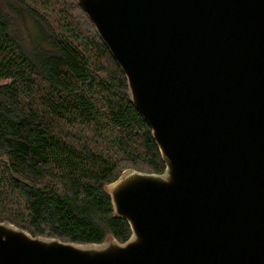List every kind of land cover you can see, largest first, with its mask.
I'll use <instances>...</instances> for the list:
<instances>
[{
  "label": "water",
  "instance_id": "95a60500",
  "mask_svg": "<svg viewBox=\"0 0 264 264\" xmlns=\"http://www.w3.org/2000/svg\"><path fill=\"white\" fill-rule=\"evenodd\" d=\"M126 75L163 173L106 185L131 237L0 221V264H264V0H77Z\"/></svg>",
  "mask_w": 264,
  "mask_h": 264
},
{
  "label": "trees",
  "instance_id": "16d2710c",
  "mask_svg": "<svg viewBox=\"0 0 264 264\" xmlns=\"http://www.w3.org/2000/svg\"><path fill=\"white\" fill-rule=\"evenodd\" d=\"M125 169L165 163L78 1L0 0V221L67 242H125L131 226L105 190Z\"/></svg>",
  "mask_w": 264,
  "mask_h": 264
},
{
  "label": "rangeland",
  "instance_id": "374dc122",
  "mask_svg": "<svg viewBox=\"0 0 264 264\" xmlns=\"http://www.w3.org/2000/svg\"><path fill=\"white\" fill-rule=\"evenodd\" d=\"M27 24H28V28H30V26L32 25V24H31V21H28ZM109 238H110V237H109Z\"/></svg>",
  "mask_w": 264,
  "mask_h": 264
}]
</instances>
